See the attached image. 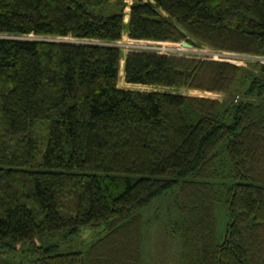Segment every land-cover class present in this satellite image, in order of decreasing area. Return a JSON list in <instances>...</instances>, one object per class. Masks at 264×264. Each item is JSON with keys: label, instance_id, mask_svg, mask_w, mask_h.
I'll list each match as a JSON object with an SVG mask.
<instances>
[{"label": "trees", "instance_id": "obj_1", "mask_svg": "<svg viewBox=\"0 0 264 264\" xmlns=\"http://www.w3.org/2000/svg\"><path fill=\"white\" fill-rule=\"evenodd\" d=\"M125 7L0 0V251L27 243L29 264H142L138 212L176 189L182 264H264V64L137 50L120 61L114 45L126 32L264 57V0H131L124 23ZM118 74L169 91L118 88ZM83 229L100 233L80 251L35 243Z\"/></svg>", "mask_w": 264, "mask_h": 264}, {"label": "rangeland", "instance_id": "obj_2", "mask_svg": "<svg viewBox=\"0 0 264 264\" xmlns=\"http://www.w3.org/2000/svg\"><path fill=\"white\" fill-rule=\"evenodd\" d=\"M126 7L124 8L123 22H127L128 5L131 0H124ZM72 41L71 39H64ZM196 44V43H195ZM120 48V61L124 59L127 52L132 50L143 51L147 53H155L166 56H177L187 58L204 59V52H214L203 45H197V48L184 49L175 43H147V41H134L127 37L126 32L122 33L121 39L115 43ZM235 57H230L227 61L234 63L245 71L254 70L250 66L253 62L264 64V57L251 55L235 54ZM214 60L223 59L213 55ZM224 60V59H223ZM117 87L124 89H134L141 91H169L163 88H153L148 86L125 84L122 77L117 78ZM178 93L217 99L222 101L226 99L223 95L213 93H203L197 91L180 90ZM176 189H173L161 197L153 200L148 206L142 208L138 214L141 216L142 226V264H182L181 263V242L172 235L170 224L172 225L179 218L175 207ZM216 218V235L218 239L224 235L225 229V214L222 206H215ZM100 233L97 229H83L75 237L62 241V238L57 236H47L36 239V244L45 246L49 244L59 245L60 252L80 251L94 241ZM74 241V242H73ZM27 243L18 244L14 249L0 251V264H29V256L25 252Z\"/></svg>", "mask_w": 264, "mask_h": 264}, {"label": "built area", "instance_id": "obj_3", "mask_svg": "<svg viewBox=\"0 0 264 264\" xmlns=\"http://www.w3.org/2000/svg\"><path fill=\"white\" fill-rule=\"evenodd\" d=\"M147 43H153V42H147ZM203 54L205 55L204 59L214 60L213 57H212L213 55L219 56L220 58L224 59V60L223 59H219V60H215V61H227L228 58L236 56V55H233V54L221 53V52H215V51L214 52H204Z\"/></svg>", "mask_w": 264, "mask_h": 264}, {"label": "water", "instance_id": "obj_4", "mask_svg": "<svg viewBox=\"0 0 264 264\" xmlns=\"http://www.w3.org/2000/svg\"><path fill=\"white\" fill-rule=\"evenodd\" d=\"M177 44L184 49H192V46L185 41H179V42H177ZM114 45H115V43H114Z\"/></svg>", "mask_w": 264, "mask_h": 264}]
</instances>
